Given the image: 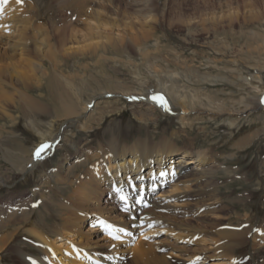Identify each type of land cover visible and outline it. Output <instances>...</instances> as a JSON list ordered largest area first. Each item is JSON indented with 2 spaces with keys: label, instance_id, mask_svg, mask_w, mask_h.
Here are the masks:
<instances>
[{
  "label": "bare ground",
  "instance_id": "6f19581e",
  "mask_svg": "<svg viewBox=\"0 0 264 264\" xmlns=\"http://www.w3.org/2000/svg\"><path fill=\"white\" fill-rule=\"evenodd\" d=\"M63 1L61 9L68 12L71 18H64L62 23L59 21L61 25L51 20L55 36L37 24L43 14L53 13L47 10L48 7L45 8L43 0H24L22 5L9 0L4 6L3 15L7 13L8 17L2 19L3 15H0V121L10 119L11 122H18L9 112L10 108L19 110L29 121L53 110L56 118H64L82 131H91L92 123L100 124L105 114L112 116L121 111L116 106L99 108L105 99L112 96L134 101L131 102L134 106L140 107L142 103L150 107L158 106L150 99L158 95L150 85L145 87L144 93H140L124 88L119 82L121 87L118 92L99 93L86 88L84 82L78 86L76 77L67 76L63 70L65 59L92 56L98 53L99 48L117 50L125 45V41L141 47L148 39L149 27L156 20L147 5L132 0L145 18L138 14L135 18L128 17V20L123 21L119 14L109 11L115 6L114 0ZM202 21L204 24L205 20ZM206 21L216 26L219 19L209 16ZM80 24L84 25L82 31L85 34L78 30ZM121 26L130 29L127 37L106 31L107 27L114 30ZM251 77L253 84H259L263 79L261 74ZM245 78L236 76V84H244ZM46 87L49 92L54 91L51 104L42 102L41 90H46ZM164 89L168 93L172 90ZM34 90H39L38 96L32 93ZM85 93H91L92 96L85 97ZM262 97L264 95L256 94L242 109H237L234 112L236 122L231 121L229 126L237 127L244 114L250 116L252 111L264 110V104L260 103ZM197 98L199 104H189L184 97L173 98L177 114L183 113L179 115L180 119L187 118L199 108L207 110L210 116L227 115L224 110H220L223 102L216 97L208 99L205 105L200 104L202 101ZM241 104L243 101L236 103V107ZM137 117L146 123L155 121L149 114H139ZM257 120H261L260 129L250 131L241 138L235 149L247 148L264 135V118L247 117L251 124ZM65 131L63 127L61 132ZM55 138L41 143L53 145L47 150L45 158L54 151ZM107 142L108 147L99 144L96 152L91 148H81L72 158L65 157L58 164L55 169L56 185L62 191L65 186L73 188L68 195L56 192L58 199L53 204L57 208V222L53 226L44 229L31 222L30 216L16 218L14 215L1 221L0 233L3 232L4 236H0V264L2 253L8 248L14 251L19 264H31L33 259L37 264H94L96 260L106 264H233V261L249 264L245 258L239 257L238 251L249 243L253 252L264 250L263 221L253 226L252 218L246 215L237 217L236 222H220L224 219L221 214L224 204L221 205L219 179L216 176L224 168L228 173L229 168L222 166L223 163L212 155L210 148L197 149L191 146L181 149L170 139L155 142L143 138L128 144L113 136ZM38 147L23 163L20 169L22 174L33 173L43 163L45 158L36 161L33 157ZM80 169V173H75ZM162 172L165 175H161ZM51 173L42 176L41 185H49L53 189ZM155 185L161 190L153 196ZM143 188L150 203L148 208L137 202ZM116 189H120V192ZM120 195L127 198L126 204ZM123 208H127V211ZM206 215L214 221L208 226H200L194 220ZM101 220L116 229H122L119 233H125V240L116 242L110 239L100 224ZM22 223L29 225L25 232L34 246L38 247V256H33L30 253L32 249L28 251L25 244L11 246ZM10 227H13L12 233L10 230L5 233L4 230ZM213 228L214 231H211ZM249 261L257 264L254 259Z\"/></svg>",
  "mask_w": 264,
  "mask_h": 264
},
{
  "label": "rangeland",
  "instance_id": "374dc122",
  "mask_svg": "<svg viewBox=\"0 0 264 264\" xmlns=\"http://www.w3.org/2000/svg\"><path fill=\"white\" fill-rule=\"evenodd\" d=\"M135 1L146 4L156 17L150 29L148 28V39L141 47L125 41L123 48L120 46L117 50L111 47L108 50L99 48L98 53L92 56L65 59L63 70L67 76L76 77L78 86H82L81 83L84 82L86 88L99 93L118 92L121 87L119 82L124 88L140 93H144L145 87L150 85L158 95L165 98L171 113L163 112L159 106L150 107L146 103L140 104V107L134 106L131 104L134 101L128 102L122 96H112L105 99L99 108L116 106L121 109L117 111L119 114H105L100 124L92 123L91 131H82L64 118H56L53 110L46 115L37 116L32 122L21 115L19 110L10 108L9 112L18 122H11L10 119L0 121V125H3L0 127V223L16 215V218L30 216L31 222L44 229L53 226L57 222V208L53 204L58 199L56 194L68 195L73 188L65 186L62 191L56 185L55 169L57 170L58 164L65 157L72 158L81 148H91L96 152L99 144L108 147L107 140L113 136L128 144L143 138L155 142L170 139L181 149L191 146L197 149L210 148L212 155L223 163L222 166L229 168L228 173L224 168L216 176L219 179L221 205L224 204L222 207L226 210L222 209L224 219L220 222H236L237 217L246 215L252 218L253 226L264 222V135L259 136L247 148H234L250 131L260 129L261 120L251 124L247 117L264 118V110L252 111L250 116L244 114L237 127L229 126L231 121L236 122L237 109H242L256 94L264 95V71L260 70L264 69V0ZM43 4L53 13L37 18V24L47 28L55 36L51 20L55 23L58 21L61 25V21L70 15L61 9L63 0H43ZM114 4V8H109L110 13L119 14L123 21L128 20V17L135 18L138 14L145 18L132 0H114ZM6 14L2 19L8 17ZM209 16L219 19L216 26L206 21ZM202 20L206 22L203 24ZM46 21L47 24L50 23V27L47 24L45 26ZM121 27L114 30L107 27L106 31L127 37L130 29ZM77 28L81 34L84 33L83 24ZM260 74L262 82L253 84L251 76ZM236 76L246 77L244 84H236ZM215 79L216 82L213 81ZM257 86L261 88L258 89ZM165 87L172 89L170 93L165 91ZM38 91L34 90L32 93L38 96ZM41 92L42 102L51 104L54 91L51 93L46 87ZM84 95L89 98L92 96L91 93ZM195 96L204 105L208 103V99L216 97L223 102L220 110H224L227 115L210 116L206 113L207 110L198 107L197 112L180 119L179 115L183 113L177 114L173 98L184 97L189 104H199ZM242 101L243 104L236 107V103ZM139 114L152 115L155 121H140L137 117ZM63 127L65 132H61ZM50 138L57 141L52 154L33 173L22 174L20 169L33 150L41 143L51 141ZM81 171L80 169L75 173ZM46 173L53 174V189L49 185H41L42 176ZM160 190L154 192L153 196ZM197 218L194 220L200 226H208L214 222L209 215ZM26 227H29L27 223L21 225L11 246L25 244L28 251L33 250L30 251L33 256H38L39 249L25 232ZM9 230L13 231V227L4 231L8 233ZM0 236H4L3 232ZM238 255L249 264L252 259L257 264H264V250L253 252L251 243L238 251ZM1 257V264H19L16 254L10 248Z\"/></svg>",
  "mask_w": 264,
  "mask_h": 264
},
{
  "label": "snow or ice",
  "instance_id": "6c2138e0",
  "mask_svg": "<svg viewBox=\"0 0 264 264\" xmlns=\"http://www.w3.org/2000/svg\"><path fill=\"white\" fill-rule=\"evenodd\" d=\"M24 0H15V3L17 5H22ZM9 3V0H0V15H3L4 12V6ZM7 27V26H5ZM132 99H137L136 97H133ZM154 103H156L158 106L162 107L164 111H170V108L167 104V101L162 95H153L150 98ZM261 104H264V98L260 100ZM53 145L51 144H41L34 152L33 157L36 161L43 160L47 154V150L51 149ZM174 174V173H173ZM161 175H165V173H161ZM117 192H120V189H116ZM120 199L127 203V198L124 195H120ZM138 203H142V199L137 201ZM125 211H127V208H125ZM101 226L107 231L108 236L114 240V241H119L120 236L117 235L119 231H122V229H116L114 228L111 224L105 223L103 220L100 221ZM151 226V225H150ZM147 239V237H145ZM31 264H37L36 260H31ZM233 264H237L236 261H233Z\"/></svg>",
  "mask_w": 264,
  "mask_h": 264
}]
</instances>
